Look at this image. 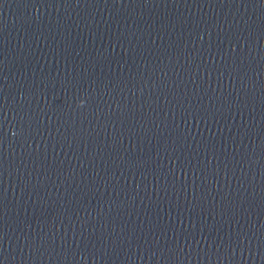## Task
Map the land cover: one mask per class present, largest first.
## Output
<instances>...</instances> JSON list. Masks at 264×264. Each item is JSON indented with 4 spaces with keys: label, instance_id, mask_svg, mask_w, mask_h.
I'll return each instance as SVG.
<instances>
[{
    "label": "water",
    "instance_id": "95a60500",
    "mask_svg": "<svg viewBox=\"0 0 264 264\" xmlns=\"http://www.w3.org/2000/svg\"><path fill=\"white\" fill-rule=\"evenodd\" d=\"M0 264H264V0H0Z\"/></svg>",
    "mask_w": 264,
    "mask_h": 264
}]
</instances>
